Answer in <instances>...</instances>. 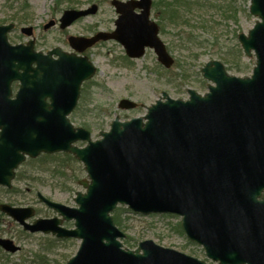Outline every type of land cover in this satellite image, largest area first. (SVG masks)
<instances>
[{
	"label": "water",
	"instance_id": "water-1",
	"mask_svg": "<svg viewBox=\"0 0 264 264\" xmlns=\"http://www.w3.org/2000/svg\"><path fill=\"white\" fill-rule=\"evenodd\" d=\"M111 4L119 14L116 29L70 36L72 48L83 52L100 40L115 39L130 57L153 48L170 67L174 59L150 17L152 0ZM97 11V4L66 9L60 27ZM250 12L259 20L238 39L247 56L256 54L251 76L231 75L221 61L212 60L202 68L213 82L208 93L189 89L188 100L163 93L164 99L152 104L144 117L122 121L117 116L97 140L68 117L96 66L87 56L60 47L36 52L34 39L12 45L8 33L14 24L0 25V185L11 187L16 169L28 156L41 153H71L87 172L79 181L86 191L76 193L77 206L38 193L61 218L29 222L36 215L33 207L3 203L0 210L25 231L80 240L66 264H264V0H251ZM55 23L50 20L45 28ZM22 32L32 36L34 29L24 27ZM14 81L20 86L13 96ZM119 107L133 109L137 103L122 99ZM78 141L88 144L80 147ZM119 205L143 214L180 216L187 237L212 262L149 239L135 249L124 247L126 234L112 217ZM71 220L74 228L63 226ZM0 246L13 253L20 249L2 237Z\"/></svg>",
	"mask_w": 264,
	"mask_h": 264
},
{
	"label": "rangeland",
	"instance_id": "rangeland-1",
	"mask_svg": "<svg viewBox=\"0 0 264 264\" xmlns=\"http://www.w3.org/2000/svg\"><path fill=\"white\" fill-rule=\"evenodd\" d=\"M111 0H0V25L14 22L8 38L12 44L27 43L35 38V49L47 52L60 47L70 52V35L92 36L99 31L115 27L117 13ZM192 6L164 9L166 0H153L152 18L161 24L160 36L174 58L166 69L155 52L148 49L139 59L126 55L117 41H100L83 53L97 67V72L82 85L81 97L70 120L76 127L91 131L93 140L100 132L108 131L116 116L122 121L144 117L153 103L167 93L174 99H188V89L201 95L208 92L210 81L204 78L202 68L212 60L221 61L228 73L238 77L250 76L256 66V56H247L239 42L241 33L248 34L258 17L250 12L251 0H191ZM98 5L94 15L61 29L59 24L45 29L50 20L58 21L66 9H86ZM187 15V16H186ZM33 27L32 37L21 32ZM121 99L138 102L135 109H120ZM78 146L85 142H77ZM64 152L42 154L26 160L18 169L9 193L0 202L16 206L34 207L36 217L51 218L57 213L39 201L37 193L53 201L76 206L77 191H85L79 180L87 177L83 163L63 156ZM51 155V156H50ZM4 189H7L4 187ZM1 191V186H0ZM5 191V190H4ZM121 207L124 232L136 248L143 240H153L164 247L173 248L207 262L204 248L191 241L181 226V217L173 214L133 212ZM126 208V209H125ZM32 219L31 221H33ZM73 227L74 222H65ZM0 236L12 239L20 247L7 252L0 247V264H66L76 254L80 241L59 240L53 235L30 233L8 215L0 212ZM125 240V239H124ZM133 246V247H132Z\"/></svg>",
	"mask_w": 264,
	"mask_h": 264
},
{
	"label": "trees",
	"instance_id": "trees-1",
	"mask_svg": "<svg viewBox=\"0 0 264 264\" xmlns=\"http://www.w3.org/2000/svg\"><path fill=\"white\" fill-rule=\"evenodd\" d=\"M154 5H155V3H154ZM162 6L164 7V9H166V11H167V9L169 10V8L173 9L174 15H176V12H179L180 9L190 10L189 8H191L192 2H191V0H166V6H164V5H162ZM63 156L69 157L73 160H76L73 155L68 154V153H64ZM121 207H123V206H121ZM121 207H117L116 210L113 212V218H114L115 223L120 228L123 229L124 228V220H122V218H121L122 217V213H121V209H120ZM124 244L126 246L131 247V238L126 237L124 240Z\"/></svg>",
	"mask_w": 264,
	"mask_h": 264
},
{
	"label": "flooded vegetation",
	"instance_id": "flooded-vegetation-1",
	"mask_svg": "<svg viewBox=\"0 0 264 264\" xmlns=\"http://www.w3.org/2000/svg\"><path fill=\"white\" fill-rule=\"evenodd\" d=\"M140 11V9H136L135 10V12L137 13V12H139ZM114 24H115V22H114ZM115 28V27H114ZM113 30V29H112ZM112 30H110V31H112ZM129 58V57H128ZM139 59V58H138ZM34 66L36 65V63H34L33 64ZM19 85H20V82L19 81H15V82H13V84H12V86H13V88H14V90H16L18 87H19ZM5 190V191H4ZM11 190H7V189H4V187H2L1 188V191H0V198H3V195H4V193L6 192V193H9ZM8 203V202H7Z\"/></svg>",
	"mask_w": 264,
	"mask_h": 264
}]
</instances>
